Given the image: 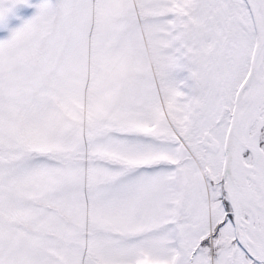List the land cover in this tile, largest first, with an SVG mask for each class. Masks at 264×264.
Returning <instances> with one entry per match:
<instances>
[{
	"label": "snow or ice",
	"instance_id": "1",
	"mask_svg": "<svg viewBox=\"0 0 264 264\" xmlns=\"http://www.w3.org/2000/svg\"><path fill=\"white\" fill-rule=\"evenodd\" d=\"M0 264H264V0H0Z\"/></svg>",
	"mask_w": 264,
	"mask_h": 264
}]
</instances>
